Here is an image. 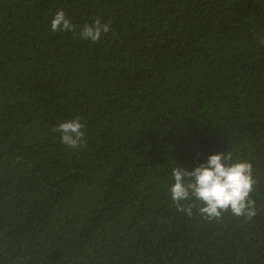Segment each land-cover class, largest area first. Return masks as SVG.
<instances>
[{"label":"trees","instance_id":"trees-1","mask_svg":"<svg viewBox=\"0 0 264 264\" xmlns=\"http://www.w3.org/2000/svg\"><path fill=\"white\" fill-rule=\"evenodd\" d=\"M262 37L264 0H0V264H264ZM226 151L256 215L178 212L172 169Z\"/></svg>","mask_w":264,"mask_h":264},{"label":"clouds","instance_id":"clouds-1","mask_svg":"<svg viewBox=\"0 0 264 264\" xmlns=\"http://www.w3.org/2000/svg\"><path fill=\"white\" fill-rule=\"evenodd\" d=\"M110 21L102 23L100 18L84 24L79 36L93 43L100 41L103 34L110 30ZM79 25H74L59 10L51 21L53 32H75ZM264 45V37L260 39ZM85 125L77 116L52 128L53 133H60L61 142L76 150L86 147ZM174 183L170 186L171 198L178 212L189 217L193 216L196 201L200 203L198 215L207 221L221 222L224 214L231 213L236 217L251 220L256 215L255 200L252 198L255 186L259 183L254 176L253 165L249 161L233 162L231 151L212 154L206 163H201L189 171L182 166L174 167L171 171Z\"/></svg>","mask_w":264,"mask_h":264}]
</instances>
